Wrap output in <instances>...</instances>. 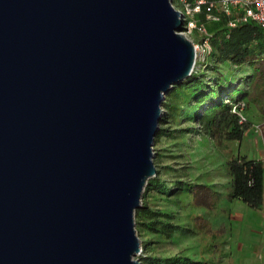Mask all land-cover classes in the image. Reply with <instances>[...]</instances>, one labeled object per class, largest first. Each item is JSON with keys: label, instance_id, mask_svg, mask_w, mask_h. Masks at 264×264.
<instances>
[{"label": "water", "instance_id": "1", "mask_svg": "<svg viewBox=\"0 0 264 264\" xmlns=\"http://www.w3.org/2000/svg\"><path fill=\"white\" fill-rule=\"evenodd\" d=\"M181 29L171 0H0V264H141Z\"/></svg>", "mask_w": 264, "mask_h": 264}, {"label": "trees", "instance_id": "2", "mask_svg": "<svg viewBox=\"0 0 264 264\" xmlns=\"http://www.w3.org/2000/svg\"><path fill=\"white\" fill-rule=\"evenodd\" d=\"M207 30L210 52L188 78L165 93L161 104L163 114L153 145L156 173L147 180L141 205L134 214L141 239V264H208L183 251H158L161 244L177 245L181 238L198 240L209 231L212 221L206 213L215 209L214 198L219 195L211 184L186 180L183 166L173 168L170 163L185 153L170 154L171 147L184 145L188 136L191 148V137L198 135L222 149L229 142L240 141L251 124L243 109L252 106L264 119V29L254 22L231 28L221 19L208 24ZM235 91L239 95L233 98ZM240 115L245 121L240 122ZM164 157L171 162L164 164ZM168 168L173 172L164 171ZM222 173L229 201L239 200L264 212V158L248 159L231 153L223 162ZM188 192L193 199L190 213L185 211L188 202L182 200ZM217 235L210 233L212 237Z\"/></svg>", "mask_w": 264, "mask_h": 264}, {"label": "rangeland", "instance_id": "3", "mask_svg": "<svg viewBox=\"0 0 264 264\" xmlns=\"http://www.w3.org/2000/svg\"><path fill=\"white\" fill-rule=\"evenodd\" d=\"M174 1L177 3V0ZM238 95V91L232 94L233 98ZM239 106L242 107L241 104ZM242 112L252 125L259 126L258 132L248 127L240 141L229 142L222 149L213 147L212 143L201 139L198 135L191 137L190 141L193 142V145L190 148L187 136L183 141L184 145H174L170 152L173 155L185 153L184 157L173 162H171V158H163L164 164L171 162L173 168L183 166L184 169L181 172L185 171L188 174L187 177H184L186 180L193 183L211 184L219 195L214 198L215 209L213 211L215 213L213 211L206 213V217L208 216L212 221L208 228L209 231L204 232L198 240L196 238H181L177 245L161 244L159 253L175 254L183 251V253L192 254L208 264L264 263V212L245 205L231 203L227 199L226 181L222 177L223 162L227 155L239 153L248 159H259L264 156V119L256 115L252 106L243 109ZM164 171L173 172L169 168ZM191 195L192 193L188 192L187 196L182 197L183 202H188L185 209L187 213L192 211L193 199ZM210 233L218 235L212 237Z\"/></svg>", "mask_w": 264, "mask_h": 264}, {"label": "built area", "instance_id": "4", "mask_svg": "<svg viewBox=\"0 0 264 264\" xmlns=\"http://www.w3.org/2000/svg\"><path fill=\"white\" fill-rule=\"evenodd\" d=\"M171 6L182 20L180 33L196 49L198 66L211 50L208 24L224 19L227 27L254 22L264 29V0H171ZM242 121L245 118L240 115ZM253 129L260 130L258 125H253Z\"/></svg>", "mask_w": 264, "mask_h": 264}, {"label": "crops", "instance_id": "5", "mask_svg": "<svg viewBox=\"0 0 264 264\" xmlns=\"http://www.w3.org/2000/svg\"><path fill=\"white\" fill-rule=\"evenodd\" d=\"M249 127H251L250 129H253V125H252V123L249 125ZM263 158H264V156H262ZM262 157H260L259 159H262ZM231 203H233V204H238V205H240V206H243V205H245L244 203H242L241 201H239V200H233V201H230ZM246 206V205H245ZM264 264V263H263Z\"/></svg>", "mask_w": 264, "mask_h": 264}]
</instances>
